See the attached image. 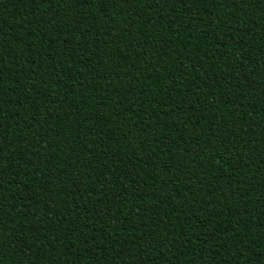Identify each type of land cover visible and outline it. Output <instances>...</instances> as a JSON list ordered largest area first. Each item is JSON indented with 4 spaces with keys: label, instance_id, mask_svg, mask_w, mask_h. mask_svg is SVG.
<instances>
[{
    "label": "trees",
    "instance_id": "obj_1",
    "mask_svg": "<svg viewBox=\"0 0 264 264\" xmlns=\"http://www.w3.org/2000/svg\"><path fill=\"white\" fill-rule=\"evenodd\" d=\"M0 264H264V0H0Z\"/></svg>",
    "mask_w": 264,
    "mask_h": 264
}]
</instances>
